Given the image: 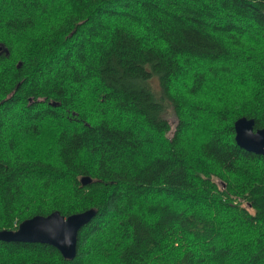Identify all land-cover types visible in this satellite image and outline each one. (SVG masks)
Segmentation results:
<instances>
[{"label":"trees","instance_id":"1","mask_svg":"<svg viewBox=\"0 0 264 264\" xmlns=\"http://www.w3.org/2000/svg\"><path fill=\"white\" fill-rule=\"evenodd\" d=\"M0 45V229L98 210L0 264H264V0H0Z\"/></svg>","mask_w":264,"mask_h":264},{"label":"water","instance_id":"2","mask_svg":"<svg viewBox=\"0 0 264 264\" xmlns=\"http://www.w3.org/2000/svg\"><path fill=\"white\" fill-rule=\"evenodd\" d=\"M1 49L9 54L4 45H0ZM235 129L236 140L241 146L264 154V127H255L253 117H238L235 120ZM81 180L86 184L92 181V177L84 175ZM97 211V208L90 207L67 216L58 209L48 214H35L22 220L16 229L1 228L0 239L50 243L57 246L66 258L73 259L78 249L79 231Z\"/></svg>","mask_w":264,"mask_h":264},{"label":"rangeland","instance_id":"3","mask_svg":"<svg viewBox=\"0 0 264 264\" xmlns=\"http://www.w3.org/2000/svg\"><path fill=\"white\" fill-rule=\"evenodd\" d=\"M193 68H194V67H193ZM171 119H172V120H175V118L173 117V115H171Z\"/></svg>","mask_w":264,"mask_h":264}]
</instances>
